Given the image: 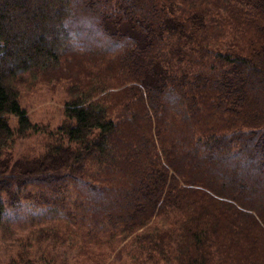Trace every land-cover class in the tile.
<instances>
[{
  "label": "trees",
  "instance_id": "16d2710c",
  "mask_svg": "<svg viewBox=\"0 0 264 264\" xmlns=\"http://www.w3.org/2000/svg\"><path fill=\"white\" fill-rule=\"evenodd\" d=\"M45 70L64 119L13 160ZM18 193L66 264H264V0H0V225Z\"/></svg>",
  "mask_w": 264,
  "mask_h": 264
},
{
  "label": "rangeland",
  "instance_id": "374dc122",
  "mask_svg": "<svg viewBox=\"0 0 264 264\" xmlns=\"http://www.w3.org/2000/svg\"><path fill=\"white\" fill-rule=\"evenodd\" d=\"M55 79L52 72L45 70L35 77L28 74L20 85V104L27 111L29 120L38 127L15 140L13 160L42 153L44 132L47 131L44 126L55 130L64 119L63 104L70 82H56ZM15 123V118L11 117V126ZM4 200L6 209L0 225V264H12L14 261L20 264H66L62 258L67 256L74 260L68 255L69 250L53 239L52 223L40 208V211L32 209L29 199L24 198L22 193H18L12 203L8 195L4 196ZM20 256H23V262Z\"/></svg>",
  "mask_w": 264,
  "mask_h": 264
}]
</instances>
